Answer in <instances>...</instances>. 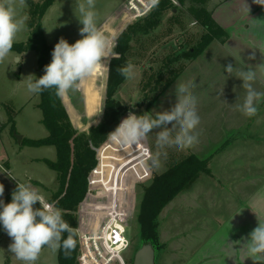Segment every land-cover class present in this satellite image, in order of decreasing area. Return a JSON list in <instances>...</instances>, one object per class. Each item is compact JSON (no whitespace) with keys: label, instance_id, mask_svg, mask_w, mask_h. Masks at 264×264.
Wrapping results in <instances>:
<instances>
[{"label":"rangeland","instance_id":"rangeland-1","mask_svg":"<svg viewBox=\"0 0 264 264\" xmlns=\"http://www.w3.org/2000/svg\"><path fill=\"white\" fill-rule=\"evenodd\" d=\"M34 1L37 2L39 0ZM126 1L96 0V10L99 12L97 26L104 31L110 40H114L115 45L118 35L131 24H135L134 28L143 25V18L152 11L142 17L126 18L125 16L129 14V10L125 6ZM215 1L217 0H212V2L209 0L211 3ZM173 3L177 9H169L164 12L158 26L147 33L135 31L128 42L127 60L124 66L131 61L136 67L137 75L134 79H125L115 93L114 97L116 100L125 107L121 120L126 118L129 112L137 116L145 113L154 116L156 112L170 110L176 103L175 87L177 83H187L186 80L188 78L194 84L191 92L197 96L195 93V79L207 77L205 76L206 74H200V71H198L199 73L193 72L194 59L190 60L187 58V51L198 46L202 36L205 34L203 26L191 13L190 9L193 3L191 0H186L184 3L175 0ZM208 3L206 7L209 10L211 5ZM76 4L77 0H55L42 17L41 23L47 41L53 49L60 38L66 39L69 44H74L78 39L82 38L79 29L83 25L78 19L79 13L76 12L75 14ZM32 9L31 5L26 2V7L20 10L21 15L26 14L29 17L26 24L31 19ZM29 34L30 31L27 26L26 30L17 35L15 42H26ZM116 34L117 36L115 37ZM17 55L22 58L20 63L15 62ZM109 61H103L97 70L80 84L79 90H70L66 95L70 111L74 113L79 121L78 123L86 124L84 128L78 129L79 131H88L104 119L108 83L107 64H109ZM196 74L198 75L196 76ZM18 75L21 76L20 81L17 80ZM28 75H34L37 79L44 75L37 65V54L34 51L18 53L11 50L4 62L0 63V105L3 107L4 113L10 118V123L14 122L15 124L12 141L13 145H15L14 147L25 146L24 151L17 157L20 172L27 171L28 175L40 180L43 184L34 180L22 183L31 184L37 188L44 196L45 201L53 204L52 199L59 188V180L56 171L51 169L45 160H56V148L54 146H32L22 143L25 138L42 139L47 137L49 133L42 123L43 113L39 107L41 93L32 94L28 92L26 87V77ZM185 75L187 78H185ZM101 110L102 112L97 115ZM197 113L200 117L199 125L208 124L209 103L203 106V103L198 102ZM12 127L14 128V125ZM168 127H171V125L169 124ZM161 130V128L153 129L146 140L140 144L142 147L147 146L150 148L151 156L157 151L156 132ZM16 135L24 137L21 142L18 141ZM198 141L195 146L183 151L177 150L175 147L165 149L167 157L160 158L159 167L152 166L149 168V176L151 177L149 180L137 183L134 189L121 192L120 199L128 197L126 203L128 210L126 234L130 238L131 244L122 254L124 261H115L111 264H133L132 260L135 253L145 245V241H149L145 239L147 237L141 230L138 219L144 188L151 184L156 175L166 172L190 155L196 154L202 158H208L210 172L207 174L202 173L201 175L203 176L193 182L187 190L178 193L161 210L154 221L151 232L152 235L154 234L153 243L147 242L155 250V264H194L193 256L197 250L195 245L197 242L196 230L216 218V213L211 212L210 198L203 195L210 190L211 186L218 189L229 188L232 183L228 179V174H231L232 170H239L242 167L225 166L224 164H215V162L213 165L214 158L235 152L225 150L227 142L221 143L220 148L222 149L214 151L207 148L197 149L199 143L203 144L209 141L207 133L206 135H198ZM112 147L113 150L125 151L117 144L116 147L114 145ZM98 149H100V146ZM12 150L7 149L10 156L12 155ZM98 153L99 150H97V156ZM219 154H222V156ZM257 166H250L251 177L258 175L259 172L257 173V170L260 167ZM235 180H237L236 188L241 189L240 178ZM250 187L252 188L253 185H250ZM129 196L132 202H130V212ZM105 201L106 199L102 197L89 198L91 203ZM220 201L218 200V203ZM123 206H125V203ZM34 207L40 208L41 205L37 202ZM82 209L83 202L80 205V210ZM83 210L84 213L81 211L78 215L79 239L81 232L91 233L95 230L105 215L104 211H96L92 206H85ZM217 215L219 216V214ZM12 242L2 223H0V264H23L22 261L16 259L8 251ZM57 263L58 250L53 251L48 247L42 248L39 258L35 262V264ZM239 264L242 263L239 262Z\"/></svg>","mask_w":264,"mask_h":264},{"label":"crops","instance_id":"crops-1","mask_svg":"<svg viewBox=\"0 0 264 264\" xmlns=\"http://www.w3.org/2000/svg\"><path fill=\"white\" fill-rule=\"evenodd\" d=\"M211 2L208 3L211 5L209 11L215 22L228 32V37L225 42L214 39L194 59L193 72L200 71V74L207 76L195 79L197 101L203 103V106L207 103L210 106L208 124L198 125L194 132L199 136L207 133L209 141L199 143L197 149L216 151L222 149L221 143L227 142L225 150L235 152L214 158L213 165L215 162L242 167L229 171L231 174H228V179L232 183L229 188L218 189L211 186L206 195L203 193V196L210 198L211 212L216 213V218L196 230L197 250L194 252L193 262L254 264L248 258L246 242L251 231L259 223H264V97L257 105V114L253 117L245 116L236 107L243 103L246 95V90L242 88L243 81L236 76L241 70H255L258 65L264 64V6L255 4L253 0ZM245 3L249 5V14ZM253 55L255 58L249 59ZM229 63L234 67L232 75L225 70ZM17 78L18 81L21 80L20 75ZM186 81L190 82L188 78ZM253 87L264 93V72L259 68ZM222 90L223 95H220ZM66 110L69 114L68 109ZM12 125L15 128L14 122L10 123V118L0 105V183L5 189L0 199L5 204L11 202L17 182L34 180L43 184L28 175L27 171L20 172L17 157L25 146L20 144L21 146L14 147ZM8 148L13 149L11 156ZM251 165L260 167L256 177L250 176ZM200 176L203 175L200 174L195 181ZM237 178H240L241 189L236 188ZM218 200L221 201L218 203Z\"/></svg>","mask_w":264,"mask_h":264},{"label":"clouds","instance_id":"clouds-1","mask_svg":"<svg viewBox=\"0 0 264 264\" xmlns=\"http://www.w3.org/2000/svg\"><path fill=\"white\" fill-rule=\"evenodd\" d=\"M253 2L264 6V0ZM25 7L26 0H0V63L11 53L17 35L26 30L29 17L20 14V10ZM246 11L249 14L248 4ZM76 12L83 25L79 29L82 38L74 44L60 38L51 53V62L44 68L45 74L38 79L34 75L26 77L29 93L40 94L44 90L54 89L55 96L63 98L70 90H79L80 84L103 61L119 58V53L114 51V42L97 26L99 12L96 10V0H77L75 14ZM254 58V55L249 57ZM21 60L19 55L15 57L16 63ZM257 68L264 72L262 64L255 70H241L236 76L243 81L242 88L246 90L243 103L236 107L247 117L257 114V105L264 97V93L253 87L257 79ZM225 70L232 75L234 67L229 63ZM117 72L129 80L137 75L136 67L131 61L126 66L118 67ZM192 87V82L176 84V103L170 110L156 112L154 116L149 113L137 116L129 112L115 130L108 134L109 140L121 149H128L132 145L141 144L153 129L161 128V131L156 132L157 151L151 156L152 164L156 167H159L161 157H167L165 149L175 147L183 151L192 148L199 142L198 135L194 132L200 124L198 101L191 92ZM220 95H223V90ZM101 112L102 110L97 115ZM169 124L171 127H168ZM7 174L16 180L14 176ZM4 191V185L0 183V197H3ZM37 202L41 205L40 208H34ZM0 223L13 241L8 251L23 264H35L44 247L53 251L63 248L64 255L69 257L76 246V229L63 219L62 210L46 202L44 196L31 184L17 182L10 203L5 204L0 199ZM65 232L68 233L66 238L62 235ZM246 245L248 258L254 264H264V223H259L251 231Z\"/></svg>","mask_w":264,"mask_h":264},{"label":"trees","instance_id":"trees-1","mask_svg":"<svg viewBox=\"0 0 264 264\" xmlns=\"http://www.w3.org/2000/svg\"><path fill=\"white\" fill-rule=\"evenodd\" d=\"M54 1L39 0L35 2L34 0H26L33 8L31 19L27 24L30 31L29 38L26 42H14L12 48L13 51L18 53L34 51L37 54L38 68L43 73L45 66L52 60L53 47L47 41L41 19ZM178 1L184 3L186 0ZM191 2L193 3L190 9L192 15L205 29V34L202 36L198 46L187 51V58L193 60L214 39L225 42L228 32L215 22L212 13L207 9L206 5L209 0H191ZM169 9H177L173 1L160 0L152 11L143 18V25L134 28L135 24H131L118 35L114 49L116 53H119V58H111L109 64H107L108 83L104 119L97 126L91 127L88 131H79L75 127L82 129L86 124L78 123L76 116L70 111L66 96H64L63 100L55 96L54 89L41 92L39 107L43 113L42 123L49 133L47 137L42 139L25 138L22 143L32 146H54L56 148V160H45L48 166L56 171L59 180V188L54 193L52 202L56 208L62 210L63 219L76 229L77 233L75 236L76 246L69 257L64 255L63 248L58 249L57 264H80L81 245L78 235V213L80 205L87 194L90 173L97 164L98 147L108 140V134L119 125L122 113L125 111V107L114 96L120 84L125 80L117 72V68L123 67L126 63L128 42L135 31L147 33L158 26L163 13ZM104 95L105 87L103 90V102ZM12 130L14 131L15 128L12 127ZM209 172L208 158L192 154L166 172L156 175L151 184L144 188L138 219L141 230L147 237L145 239L149 240L147 242L153 243L154 234L152 235L151 232L154 221L161 210L178 193L187 190L200 174ZM62 235L66 238L68 233L65 232ZM147 242L145 241V243Z\"/></svg>","mask_w":264,"mask_h":264},{"label":"built area","instance_id":"built-area-1","mask_svg":"<svg viewBox=\"0 0 264 264\" xmlns=\"http://www.w3.org/2000/svg\"><path fill=\"white\" fill-rule=\"evenodd\" d=\"M159 1L127 0L125 6L130 15L125 17L132 19L145 16ZM172 1L175 2V0ZM112 145L116 147V144L108 138L100 146L97 164L88 179V190L84 198L86 200H83V209L85 206H92L96 211H104L105 215L102 222L91 233L86 231L80 233V264H111L115 261H124L122 254L131 243L126 234L128 197L120 199V194L123 191L134 189L137 183L146 182L151 178L149 176V168L152 167L149 147H142L140 144L132 145V148L125 149L124 153L122 150H113ZM100 197L106 201L89 202V198ZM124 203L125 206H123ZM83 209L79 210V213L81 211L84 213Z\"/></svg>","mask_w":264,"mask_h":264},{"label":"water","instance_id":"water-1","mask_svg":"<svg viewBox=\"0 0 264 264\" xmlns=\"http://www.w3.org/2000/svg\"><path fill=\"white\" fill-rule=\"evenodd\" d=\"M63 104L66 107L64 101ZM16 136L18 138V141L21 142L23 137L21 135H16ZM151 166H155L152 164V161H151ZM133 264H155V250L150 243H145V245H143L135 253Z\"/></svg>","mask_w":264,"mask_h":264},{"label":"flooded vegetation","instance_id":"flooded-vegetation-1","mask_svg":"<svg viewBox=\"0 0 264 264\" xmlns=\"http://www.w3.org/2000/svg\"><path fill=\"white\" fill-rule=\"evenodd\" d=\"M134 258V257H133ZM132 263H133V260H132Z\"/></svg>","mask_w":264,"mask_h":264}]
</instances>
